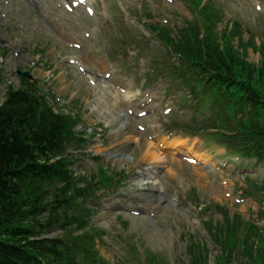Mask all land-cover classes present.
<instances>
[{
	"label": "rangeland",
	"instance_id": "374dc122",
	"mask_svg": "<svg viewBox=\"0 0 264 264\" xmlns=\"http://www.w3.org/2000/svg\"><path fill=\"white\" fill-rule=\"evenodd\" d=\"M209 1L222 7V13L218 12V31H223V27L227 28L234 22L240 26L245 42L253 41L259 46V43L264 40L263 21L251 12H246L239 3H229L228 0H204L205 3ZM6 2L7 0H0V102L6 87L8 85L19 87L22 78L26 75L30 77L29 81L36 89L54 97L57 104L55 111L65 110L70 106L78 111L82 123L74 129V132L83 134V136L77 135L82 141L72 145L68 151L74 159L72 166L74 175L76 177L86 176L92 180L95 198L91 204L93 209L90 213L89 226L93 232L102 233L98 248L104 264H145L146 259L150 257L153 258L151 264H188L187 251L192 248L190 247L192 242L201 245L200 253L206 254L208 264H216L219 249L210 245L201 223L207 219L214 221L217 216L210 215L207 210H202V212L199 210L204 206L211 208L215 203L227 209L231 215H239L245 225L256 221L257 225L264 227L263 198L252 195L242 204L229 202L223 199L219 191L215 190L221 183L213 173L209 174L207 179H201L195 169L179 162L173 165L167 156L163 155L165 161L174 168L173 179L166 185V176L163 175L165 169L159 173L151 170L147 178L144 177L143 172L146 168L156 166L145 153V143L149 141L147 138L149 133L138 132L133 127V123L144 124L136 116L126 113L135 105H130L131 108H128L122 103L123 98L134 99L138 96L134 97L135 94L132 92L124 97H113L112 99H107L104 95L96 96L95 93L100 89L88 87L76 68L67 66V61L64 60V56L74 54L88 61V64L86 62L87 70L95 74L107 71L103 65L99 70L97 68V63L99 64L97 57L102 51L99 46L103 45L106 36L96 35L91 43L94 51L91 49V52H83L80 46L87 45L82 35L78 34L85 28L86 30L93 26L102 28V20L83 26L77 19L74 25L70 26L65 22L68 17L61 12H55L53 5L46 0L9 1L5 6ZM129 2L134 3L126 5L129 10L128 18L146 22L150 17L148 14L155 11L156 14L151 15V19L160 24L163 17L157 15L161 11L156 9L158 5L156 0H129ZM135 5L139 6L142 16L138 15ZM162 5L168 10L171 8L165 4ZM117 18L105 23V33L111 31L112 46L119 47V50L123 52L124 48L117 43L121 39V34L123 37L130 38L140 30L145 38L135 41L137 48L141 51L140 48L146 44L143 42L148 41L150 34L142 33L141 27L136 30L131 27V23L126 24L125 21L117 20ZM166 20L173 22L169 18ZM44 24L46 27L52 24V29L58 33L57 35L52 32L53 35L57 38L61 37L60 39L64 38L62 40L71 45L75 43L80 51L71 52L65 49V45L57 44ZM61 31L66 36H60ZM164 51L156 44V47L141 52L153 56L151 61L156 63L158 55L163 59ZM245 59L252 65L261 62L260 54L250 49L246 52ZM135 63H121L120 66L114 63V65L118 74L123 70L128 74L127 78L134 87L142 88L144 80L137 73L146 71L150 73V65L144 63L143 67L138 69L134 67ZM158 65L154 67L157 68ZM93 72L88 73L93 74ZM151 74L153 77L156 76ZM172 84L170 87H175V96L181 97L184 93L178 89V83L173 82ZM168 89L172 92L171 88ZM160 93H162L161 90ZM102 102L109 105L110 111L105 109L106 105H101ZM123 115H126L124 119ZM149 121L159 126L164 123L161 110L150 116ZM180 138L184 137L179 136L176 139L171 137L172 140L175 139V145L181 144ZM216 138L220 140L219 136ZM210 139L202 134L199 146L196 147L200 158L205 163L217 153L213 150V147L217 148V146L210 142ZM162 142L169 144L166 138H162ZM188 145L187 143L186 148ZM100 169L112 180L109 186L107 183L96 184V180L100 181L98 178V174H101ZM241 176L237 174L231 178L235 181H242ZM262 178L260 176L257 183L260 184ZM96 185L101 187L96 189ZM234 185V196L240 195L243 199L247 198L242 195V187L248 190L250 186L244 181L234 183ZM186 191L188 195L191 194L189 197L193 201L192 205L183 197ZM197 204L199 205L195 207ZM135 211H139V214L132 215ZM260 216L262 219H259ZM52 233L57 234L51 231L46 237L52 236ZM194 248L198 247L194 246ZM155 258L157 260H154Z\"/></svg>",
	"mask_w": 264,
	"mask_h": 264
},
{
	"label": "trees",
	"instance_id": "16d2710c",
	"mask_svg": "<svg viewBox=\"0 0 264 264\" xmlns=\"http://www.w3.org/2000/svg\"><path fill=\"white\" fill-rule=\"evenodd\" d=\"M196 31L177 39L162 34V40L192 66L231 77L223 85L242 82L241 87H253L259 80L264 82V56L258 68L247 66L248 73L240 72L244 62L239 54L212 49L211 38L199 40ZM250 47L256 49L253 42ZM259 49L263 53L264 43ZM207 70V76L215 77ZM241 93L251 109L253 136L249 139L256 141L264 155V140L259 136L264 132V103L252 101L247 88ZM77 122L54 114L34 86L19 92L7 90L0 107V264L99 262L90 235H74L88 224L84 203L91 197L88 183L83 177L75 179L70 170L73 163L66 156L68 148L80 141L71 132ZM54 229L62 236L42 237ZM190 264L201 263L192 258Z\"/></svg>",
	"mask_w": 264,
	"mask_h": 264
},
{
	"label": "bare ground",
	"instance_id": "6f19581e",
	"mask_svg": "<svg viewBox=\"0 0 264 264\" xmlns=\"http://www.w3.org/2000/svg\"><path fill=\"white\" fill-rule=\"evenodd\" d=\"M95 3H96V5L99 7V9H103V4L99 1V0H93ZM72 5H74L75 7H77V5L76 4H72ZM87 5H88V3H87ZM104 7H105V4H104ZM116 7H120L119 5H116ZM75 10V9H74ZM76 11V10H75ZM91 11L93 12V13H95V10L94 9H91ZM81 12V11H80ZM101 13H102V11H98V13L95 15V22L96 23H98V22H100L101 20L103 21V24H102V28H100L99 26H93V27H91L89 30L87 29L86 30V28L85 29H82V31H80L79 33H80V35H82V37H84V39L87 37V35H89V36H94V34L95 33H97L98 35H102L103 36V34H105L107 37H109L110 35H111V31H107V34L105 33V31L103 30L105 27H106V25L104 24V23H106V22H108V21H106V20H108V19H110V20H112V19H116L118 16H119V13L117 12V11H113L112 12V14L110 15V16H108V15H104V16H100L101 15ZM74 15V14H73ZM75 16V15H74ZM73 20H74V17L72 16V18L70 19V21H69V25L71 26L73 23ZM198 21H199V19H197ZM78 21H80V17L78 18ZM98 21V22H97ZM211 21V20H210ZM210 21L208 22V23H210ZM135 24H137L136 22H134ZM190 28L189 29H192L193 31H194V27L192 26V24H187ZM224 26V25H223ZM47 27H50L49 29H50V31L51 32H55L57 35H58V33L54 30V29H52L53 28V25L52 24H50V26H47ZM225 27H227V26H225ZM224 28V27H223ZM168 29H170V28H168ZM209 29V26H207L206 24H203L202 26H201V29H200V32L198 33V34H202V35H204V33H205V31H207ZM136 30H139L138 29V27H136ZM50 31L48 30V32H49V34H50ZM84 32V33H83ZM156 32V30H153L152 32H151V34H150V36L147 38V40L148 41H144L143 43H146L145 44V46H143V47H141L140 49H141V51H146L147 49H149V48H153V47H156V43L158 42V41H160L161 40V37H162V35H160V36H156L154 33ZM222 32V31H221ZM220 32V33H221ZM139 36L137 37V39H139V40H144V38L141 36V34H140V30H139ZM160 33V32H159ZM60 36H66V34L64 33V32H60ZM105 41L102 43L103 45H100L99 46V48H101V47H103V46H105V47H112L113 48V46H112V42H108L107 41V38H105L104 39ZM80 48H81V50L83 51V52H87V51H89V52H91V49H93L92 48V46L91 45H87V46H84V45H82V46H80ZM99 48H98V50H99ZM118 49H120L119 47L118 48H113V52H115V51H117ZM93 51H94V49H93ZM134 51H136L135 49H134ZM140 51V52H141ZM142 53V52H141ZM235 53H237V54H239L240 56H242L243 57V60L244 61H246V63H250V62H248L246 59H245V57H246V54L245 53H243V52H240V51H238V50H235ZM83 54V53H82ZM98 59H99V64L97 63V68H98V70L100 69V66H104L105 67V65L100 61V60H104L106 63H107V61H110L111 60V56L109 55V54H107V53H103L102 51H101V54L97 57ZM148 58H150V59H152L153 58V56H151V55H149L148 56ZM78 61H80V56L78 57ZM112 61V60H111ZM85 62H87V64H88V61H86L85 60ZM120 62L121 61H119L118 63L120 64ZM105 63V64H106ZM125 63H127V60L125 61ZM246 63H244V67L243 68H241L240 70L238 69V71H240V72H245V73H248L249 71V69H248V67H247V65H246ZM80 64V66H81V69H82V71H85V70H87L88 68L86 67V63H84V62H81V63H79ZM256 66L258 67V64H256ZM150 69H152V66L149 68V70ZM119 76H120V78L122 79V80H126L127 79V76H128V74L126 73V72H123L122 71V73H120L119 74ZM112 77H113V79L114 80H116V78L114 77V75H112ZM30 79L29 78H27V77H23L22 78V81H21V85L19 86V87H13V86H11V85H8L7 87H8V89H12V88H14V90H16L17 92H19L20 90L21 91H23V90H26V89H28V88H30V87H32L33 86V84H32V82H30L29 81ZM207 81H209V80H207ZM259 86L260 87H263L262 86V84H264V82H262L261 80H259ZM180 85H185V86H187L185 83H182V84H180ZM12 87V88H11ZM188 87V86H187ZM191 89V88H190ZM236 90H239V89H236ZM41 94V91H39V95ZM47 95H49V94H47ZM95 95L96 96H99V95H97L96 93H95ZM3 98L1 99V101H6V94L4 93V95L2 96ZM47 99H48V96H47ZM0 105L2 106L3 105V103H1L0 102ZM236 106V105H235ZM64 111V115H63V117L65 116L66 118H70V111H69V109H67V110H63ZM257 136H258V134H257ZM261 138H262V140H264V132H262V135H259ZM250 141L251 142H256L255 140L253 141V140H251L250 139ZM251 142H249L248 141V145H249V147L250 148H254V146L252 145V143ZM145 148H146V150H145V153L153 160V161H156L158 164H161V165H163L164 167V169H166V170H168L169 169V167H168V169H167V167H166V165H164V160L160 157V152L159 151H157L156 149H155V147L151 144V142H146L145 143ZM153 151V152H150V151ZM264 152V151H263ZM249 165H253V163H250ZM166 172H168V171H166ZM219 214V213H218ZM260 249V248H259Z\"/></svg>",
	"mask_w": 264,
	"mask_h": 264
}]
</instances>
